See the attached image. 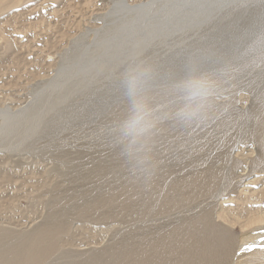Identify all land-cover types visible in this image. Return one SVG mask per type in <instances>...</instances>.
<instances>
[{"label":"bare ground","instance_id":"obj_1","mask_svg":"<svg viewBox=\"0 0 264 264\" xmlns=\"http://www.w3.org/2000/svg\"><path fill=\"white\" fill-rule=\"evenodd\" d=\"M111 3L113 0H0V67L9 57L20 60L31 53L37 57L45 49L66 51L77 39L83 22L80 18L72 27L64 26L58 37L43 43L37 38L39 32L32 37L31 32L21 34L19 26L9 27L13 18L39 21L40 14L49 12L48 18L64 13L74 19L78 9L82 13L89 9L107 11ZM39 24L42 27L43 23ZM10 62L14 63L8 64L13 68L11 72L8 67L9 71H4L5 66L0 69V103L3 98L9 102L3 101L6 104L0 113L5 109L17 111L24 102L23 93L9 92L8 87L14 82L19 85L26 71L21 74V68L15 69L20 61ZM54 64L55 59L47 58L42 66ZM220 68L206 71L203 79L215 84L213 93L206 98L200 96L202 80H195L186 88L171 86L150 91L99 121L98 126L106 128L137 122L148 114L147 131L128 140V148L121 144L126 148L123 159L116 158V152L105 156L103 150L88 156V143H77L76 151H71L72 143L66 142L67 137L61 146L46 147L49 143L45 141L44 149L35 139L30 150L43 161L30 170L24 157L11 158L16 144L0 143V264H46L66 254L65 242L78 234L120 223H132L133 232L110 248L99 247L97 251L88 247L92 254L89 262L109 258L110 264H264V50L259 56L232 59ZM186 112L193 114L182 115ZM58 115L52 118L54 123L50 121L53 125L57 121L63 127L67 126L65 121L70 124L66 120L71 115L69 110ZM50 129L48 134H42L44 139L53 133ZM25 147L24 156L28 153ZM36 190L43 206L40 210L44 211L29 214L31 210L22 208L20 199H27ZM115 229L122 233L120 228ZM246 245H251L252 250L246 251Z\"/></svg>","mask_w":264,"mask_h":264},{"label":"rangeland","instance_id":"obj_2","mask_svg":"<svg viewBox=\"0 0 264 264\" xmlns=\"http://www.w3.org/2000/svg\"><path fill=\"white\" fill-rule=\"evenodd\" d=\"M176 2L178 3L176 4ZM111 4H113L110 5V8L112 6V10L109 8L107 11L92 12L94 10L89 9L82 13L83 10L78 9L75 11L76 18L74 19L76 21L70 19L64 13H60L57 18H48L47 16H50L49 12L48 14H40L41 20L39 19V21L33 19V22H29L27 17H20V21L17 18H13L12 21L14 19L18 20L13 21L14 23L9 21L12 23L9 27L15 28L19 26L18 28L23 30L19 31L21 34L22 32H28V34L31 32L32 35L35 32L36 34L39 32L41 35L39 33V35L37 34L38 36L35 34L38 40L46 43L50 38L58 37L60 29L64 30L65 27H72L73 24L77 23V20L83 18V24L79 25L77 31V39L72 42L66 51L61 49H45L40 52L42 54L40 56L36 57L34 53H31L30 57H26L27 60L25 57H22L20 60L9 57L2 63L3 65L1 64V70L6 67L4 71L10 70L11 72L13 68L11 69L9 66H13L14 63L11 64L10 61H20L18 63L19 67L15 65V69L19 71L21 68V74L25 71L27 72L23 74V79H21L23 81L20 80L19 85L23 87L15 85V82L8 87V90L10 88L9 92L16 91L23 93L24 102L19 110L17 109L18 112L16 110L8 111L5 109L0 113V143L11 146L16 144L14 147L17 148L11 150V158L18 159L24 157L23 161H26L25 164L27 163L28 165L26 167L30 170L40 165V162L43 161L40 156L37 157V155L32 154L33 150L30 144L33 142L34 145L36 143L35 139L37 142H41L39 146L44 149L43 145L46 143L50 144V146L46 144V147L63 145L65 143L63 140L67 137L70 141L66 139V142L72 143L70 144L72 146V148L70 147L71 151H76V147H78L77 143H88V156L94 155L99 150H103L102 152L105 153V156L106 154L109 156L116 152L117 155L112 154L111 156L116 155V158L123 159L126 154L125 147L128 148L126 146L127 142H129L128 140L147 131L149 117L148 114H145L135 123L126 122L119 126L99 127L98 122L102 121L108 113L121 106L124 107L131 101L145 96L150 91L171 86L172 88L184 87L189 82L203 79L207 75V72L213 69H222L220 67L228 64L232 59L237 60L255 55L259 56L264 50V0H163L162 2L161 0H113ZM155 7L159 8L156 9ZM243 15H246V19ZM24 19L25 21H22ZM39 22L43 23L42 27H40L41 24ZM20 25L23 27L21 28ZM53 29H55L53 33L50 32ZM48 36L49 38H47ZM49 53H52V57H49ZM31 56L33 61H31ZM47 58L55 59V64L53 67H49L50 69L42 66ZM28 61L32 63L29 64ZM27 63L30 67L27 66ZM24 66L27 69H24ZM28 67L30 70L32 68V71ZM39 68L43 69L42 72H39L41 71ZM33 70H36L35 74ZM32 78L34 79L32 80ZM36 78L40 81L38 82ZM28 81L29 84H27ZM31 81H34V84L30 83ZM24 87H27L26 90ZM22 88L24 89L21 90ZM2 96L0 94V97ZM4 99L6 98L1 99L2 104L0 103V105L2 108L0 107V112L4 104L9 103ZM3 101H6V103L3 104ZM64 110H69V114H71L69 116L70 120L66 119L70 124L65 121V124L68 126L64 125L66 128L60 125L63 123L57 121L59 125L58 123L55 125H58L60 128L56 126L53 129V126H55L53 123L56 120L54 121L52 118L56 117L58 113L64 112ZM91 113L92 115H90ZM52 114L55 115L53 116ZM49 126L52 128L53 133L49 134L47 139H44L43 135L48 132L47 129L51 130ZM45 127L46 129H44ZM59 132L60 135L58 134ZM51 135L52 137H50ZM24 139H27L24 142H28L29 146H27L28 143L24 144ZM123 143L125 147L121 145ZM24 146H26L25 149L28 151L25 156L26 151H22ZM39 146L37 147L39 148ZM104 146H106V149ZM18 148H21V150ZM27 148L29 150L31 148L32 151H29ZM120 152L122 153L120 154ZM29 153L30 156H28ZM30 160L31 162H29ZM26 167L24 165V168ZM23 169L22 171L25 170ZM29 191L31 192V190ZM29 191L28 193H30ZM35 193L33 192L32 196L27 195V199H20L21 204L24 205L22 208L25 207L28 209V212L31 210L29 214L44 211L40 210L43 206L39 203L41 199L37 198L38 191L36 190ZM28 198L31 199L29 200ZM35 198L36 200H34ZM32 209L35 211H32ZM115 227L117 229L120 228L122 233L117 232ZM133 228L132 223L125 225H121L120 223V225L116 226L114 224L107 227L101 226L96 229L97 233L93 231L95 228L90 231L88 229L90 233L85 231L84 233H80L81 235L78 234L76 237L70 239L67 243L65 242L64 253L67 252L66 254L55 256L46 264H82L83 261L86 264H97L98 262L88 261L92 257V254L87 251L88 247L90 249H99L100 247V250L110 248L116 242L130 235L133 232ZM11 242L15 243L16 241ZM79 245H83L82 248ZM84 249L85 251H83ZM98 249L96 250L100 251ZM108 260L109 258L102 260L103 263L100 261L101 263L99 262L98 264H104ZM108 264L110 263L108 262Z\"/></svg>","mask_w":264,"mask_h":264},{"label":"clouds","instance_id":"obj_3","mask_svg":"<svg viewBox=\"0 0 264 264\" xmlns=\"http://www.w3.org/2000/svg\"><path fill=\"white\" fill-rule=\"evenodd\" d=\"M201 80H202V83L200 86L201 87L200 96L206 98L213 93V91L215 89V84L211 79L205 78V79H201ZM184 87L186 88V85ZM192 114L193 113H191V112L182 113V115H185V116H191Z\"/></svg>","mask_w":264,"mask_h":264},{"label":"snow or ice","instance_id":"obj_4","mask_svg":"<svg viewBox=\"0 0 264 264\" xmlns=\"http://www.w3.org/2000/svg\"><path fill=\"white\" fill-rule=\"evenodd\" d=\"M245 250L246 251H251L252 250V246L251 245H246L245 246Z\"/></svg>","mask_w":264,"mask_h":264}]
</instances>
